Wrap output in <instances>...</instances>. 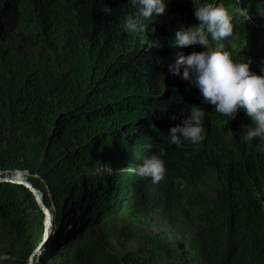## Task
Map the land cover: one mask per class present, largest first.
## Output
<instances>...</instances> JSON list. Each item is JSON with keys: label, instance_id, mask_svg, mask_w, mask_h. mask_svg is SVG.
I'll return each instance as SVG.
<instances>
[{"label": "trees", "instance_id": "trees-1", "mask_svg": "<svg viewBox=\"0 0 264 264\" xmlns=\"http://www.w3.org/2000/svg\"><path fill=\"white\" fill-rule=\"evenodd\" d=\"M165 3L163 16L141 18L144 32L128 33L122 21L138 10L128 0H0V126L12 127L8 139L0 133V175L39 168L45 186H33L64 213L34 264H139L134 254L117 257L92 232L112 222L136 232L150 252L143 264H264V150L257 149L264 140L245 141L243 127L252 124L245 110L232 121L215 112L182 78L185 66L164 79L181 53L205 50L175 42L180 25L198 22L196 7L223 3L233 16L225 39L232 41L251 25L237 6L264 30V0ZM157 38L161 47H150ZM156 80L166 83L162 93ZM192 106L206 112L205 139L178 148L169 130L183 126ZM160 147L167 172L159 183L121 171ZM40 214L27 187L0 183V264H27ZM148 216L177 230V249L162 255L161 244L146 239Z\"/></svg>", "mask_w": 264, "mask_h": 264}, {"label": "clouds", "instance_id": "clouds-1", "mask_svg": "<svg viewBox=\"0 0 264 264\" xmlns=\"http://www.w3.org/2000/svg\"><path fill=\"white\" fill-rule=\"evenodd\" d=\"M128 2L138 8L122 21L123 28L128 33L144 32L146 26L141 18H150L154 13L163 16L167 11L165 0ZM101 11L110 13L111 8L105 7ZM247 13H244L246 17L240 16L251 25L244 26L237 37L226 45L225 39L233 35L234 24L233 16L225 5L206 3L196 7L198 22L180 25L175 34V42L181 48L197 45L205 50L199 53H181L176 65L170 66L169 71L173 75H180V66H185L182 78L199 89L204 102L213 105L215 112L232 121L241 109L245 110L252 121L251 126L243 127L246 129L243 137L245 141L255 138L264 140V30L258 26L259 23L254 25L251 15ZM160 41L157 38L150 43V47H161ZM215 41L216 48L213 47ZM205 115L203 108L192 106L190 117L183 120V126L169 130L171 143L178 148L183 147L185 141L199 145L205 139ZM229 120L224 123L227 125ZM257 149L264 150V147L257 145ZM165 154V149L160 147L158 154H152L135 169L129 167L121 171H132L139 177H150L153 183H159L167 172L162 159ZM176 183L181 189L185 186L181 179H177Z\"/></svg>", "mask_w": 264, "mask_h": 264}, {"label": "rangeland", "instance_id": "rangeland-1", "mask_svg": "<svg viewBox=\"0 0 264 264\" xmlns=\"http://www.w3.org/2000/svg\"><path fill=\"white\" fill-rule=\"evenodd\" d=\"M179 1L184 2L186 0H179ZM187 1H190V0H187ZM1 5L2 4H0V6ZM237 11L239 12V15L246 17V15L244 14L246 12V8L237 6ZM247 12H250V11L247 10ZM247 15H249V13H247ZM1 21H2V17L0 16V22ZM0 27H1V24H0ZM151 37H153L152 34L149 36V38ZM27 51L35 55H38V56L40 55V51L35 48L27 49ZM165 72H166V76H164V79H168L169 81H171L175 75H173L172 72L169 71V69H167V71ZM153 83H154L153 87H155L154 91H160V93H162V91L166 90V83L164 82V80L163 81L156 80ZM182 117L186 118L187 116L183 114ZM0 133L4 136L5 139H8L10 136H12V127L11 126H6V127L0 126ZM10 147H11V143H7V140H5V143H4L5 150L7 151V149ZM39 154H40V163H42L44 161V155H45L44 151H40ZM39 170H40L39 168H36L33 171V173L32 172H16L14 174H9V175L13 176L15 179L20 180L21 183L16 184V185L25 186V184H27V185H30L31 187H34L32 183V181L34 180H38V181L40 180V182L44 184ZM91 171L93 173H96L95 175H101V176H103L104 174L111 175L113 172V170L103 169V168L101 169L92 168ZM129 172L132 173V171H129ZM2 178L3 177H1L0 175V179ZM143 178H146V177H143ZM43 186H45V184ZM46 189L48 191L50 190L47 186H46ZM37 217H38V213L35 214V218ZM150 217L151 216H148L146 220H147V223H151V225H148L145 228V230H143V233L145 234L146 239L154 240L157 243L161 244L162 248H160L159 251L160 253H162V255H167V252L177 249L180 244V235L177 232V230L174 227L163 222V220L154 219V218L151 219L152 217L151 218ZM92 232L97 236V238H99V240H101L104 244H106V246L119 258L124 255L134 254L138 256L140 260L139 264H143V260H146L150 256V252L143 249L142 245L135 238V233H136L135 231L127 230L124 233H122L121 226H117L116 223L114 222L110 223L106 227L98 226L94 228ZM49 242L51 241L49 240L46 243V245ZM159 264H167V262L166 260H163Z\"/></svg>", "mask_w": 264, "mask_h": 264}, {"label": "water", "instance_id": "water-1", "mask_svg": "<svg viewBox=\"0 0 264 264\" xmlns=\"http://www.w3.org/2000/svg\"><path fill=\"white\" fill-rule=\"evenodd\" d=\"M7 182L15 183V184L21 183L19 180H15L13 176L9 174H6L5 177L0 179V183H7ZM25 186L34 195L35 201L41 213L40 214L41 217H39L41 225H42L40 240L28 261V264H34L35 256L42 249V247H44V245H46V243L50 240L58 224H60L59 220L64 219V213L62 212L58 213V211L55 209V206L52 205L53 204L52 202L50 203L45 202V194L41 190L36 189L35 187H31L30 185H27V184H25ZM48 196H50V194ZM46 231H47V236L45 235Z\"/></svg>", "mask_w": 264, "mask_h": 264}, {"label": "bare ground", "instance_id": "bare-ground-1", "mask_svg": "<svg viewBox=\"0 0 264 264\" xmlns=\"http://www.w3.org/2000/svg\"><path fill=\"white\" fill-rule=\"evenodd\" d=\"M185 20V19H184ZM231 42V40H225V44H229ZM14 178V177H13ZM15 179V178H14ZM15 180H19V179H15ZM20 181V180H19Z\"/></svg>", "mask_w": 264, "mask_h": 264}, {"label": "snow or ice", "instance_id": "snow-or-ice-1", "mask_svg": "<svg viewBox=\"0 0 264 264\" xmlns=\"http://www.w3.org/2000/svg\"><path fill=\"white\" fill-rule=\"evenodd\" d=\"M45 235L47 236V231L45 232Z\"/></svg>", "mask_w": 264, "mask_h": 264}]
</instances>
